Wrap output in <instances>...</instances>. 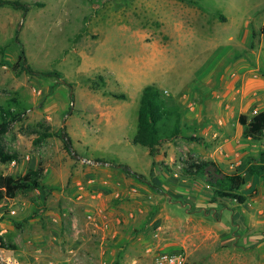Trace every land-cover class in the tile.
Here are the masks:
<instances>
[{
	"label": "rangeland",
	"instance_id": "1",
	"mask_svg": "<svg viewBox=\"0 0 264 264\" xmlns=\"http://www.w3.org/2000/svg\"><path fill=\"white\" fill-rule=\"evenodd\" d=\"M20 54L24 61L16 68ZM147 86L160 91L168 112L157 160L132 143ZM260 87L264 0H0V113L21 115L0 138V149L16 157L0 155V174L22 175L40 162L46 168L45 189L0 203V233L9 245L0 250V264H95L87 249H68L97 230L99 217L86 213L91 195L77 199L75 173L87 165L77 156L105 160L139 188L134 205L129 198L112 203L121 211L134 207V218L118 224L109 219L112 206L105 209L109 224L99 233L109 240L96 242V264H136L133 258L155 264L158 254L180 251L186 264H216L215 253L241 249L235 243L247 226L258 255L264 177L244 175L249 202H219L217 218L220 209H232L220 219L204 207L199 215L206 214L212 229L200 241L187 238L181 223L185 210L199 207L177 201V194L211 199L202 180L181 176L183 161H219L228 174L243 175L259 159L264 135L244 136L239 118L264 112ZM87 215L90 224L81 220ZM116 231L128 260L102 254ZM173 238L178 246H158ZM151 244L173 250L146 255Z\"/></svg>",
	"mask_w": 264,
	"mask_h": 264
},
{
	"label": "trees",
	"instance_id": "2",
	"mask_svg": "<svg viewBox=\"0 0 264 264\" xmlns=\"http://www.w3.org/2000/svg\"><path fill=\"white\" fill-rule=\"evenodd\" d=\"M23 61V54H20L14 67L21 66ZM163 106L160 91L154 86L145 87L138 112V129L132 143L148 148L152 157L159 153L164 140L160 134V123L167 117L168 112ZM20 116L18 112L11 109H2L0 113V138L10 131L13 123L21 119ZM239 122L244 128V136L258 140L264 135V112H259L251 118L241 115ZM178 134L179 129L176 127L172 135L176 137ZM49 136L51 135L43 133L42 138ZM0 155L5 160L16 158L7 156L4 149H0ZM97 161L106 162L101 159H97ZM179 166H181L180 173L183 178L192 181L202 180L208 186L211 193L210 204L232 201L241 207L249 201L250 197L242 192V188L246 185L244 175L228 174L219 163L209 160L193 159L183 161ZM45 172L46 168L43 162H40L37 167L29 168L22 175L0 174V203L15 199L19 195H27L35 190L45 189L43 183ZM248 174L264 177V151L261 152L258 160L250 161ZM8 246L4 236L0 233V250L6 249Z\"/></svg>",
	"mask_w": 264,
	"mask_h": 264
},
{
	"label": "crops",
	"instance_id": "3",
	"mask_svg": "<svg viewBox=\"0 0 264 264\" xmlns=\"http://www.w3.org/2000/svg\"><path fill=\"white\" fill-rule=\"evenodd\" d=\"M248 71V70H246ZM264 88V87H260ZM159 153L154 157L156 160L159 158ZM90 161H97L96 159H89ZM220 164V166L226 171V169L222 166V164L219 161H214ZM81 163L87 164L84 166H81V168L78 169V171L75 173L74 179L76 180L75 185H76V193L77 195H80L77 197V199H81L84 197H88V195H91L93 199H89V207H86V213H98L99 212V217L95 218L94 224L97 226V230L94 231V233H88L84 239L82 238H76L78 242L76 244L69 245L68 249H87L86 252L90 254L89 259L91 262H94L95 264L97 263V254L100 253V251L95 250L97 244H103V242L108 241L109 239H105L107 235H104L100 237L101 230L106 227V225L109 224V221L106 219H111L113 220L112 222H118V224L122 223V220L125 221L126 219H129V217L134 218L137 212L133 211L134 207L129 208V206H123V211L119 210L116 206H113L112 203L120 202L121 199L124 198H129L132 200V203L136 202L135 199L139 195V191L136 187H134V184L132 182H128L129 178L124 177L122 175L121 169H116L114 170V166L111 165H104V164H94V163H85V161L81 160ZM227 172V171H226ZM246 176H249L248 172ZM243 173V174H244ZM190 180V179H187ZM118 181H121L118 183ZM118 185V186H117ZM128 186V188H126ZM79 190V191H78ZM179 196V199L177 201H182L188 206L196 205L199 207V209L192 211L191 213L188 210H185V218L181 219V223H185V230L186 232H190V234L187 236V238L190 239H196L198 241L202 240L205 236V234L209 233L208 229L210 228V221L207 219L208 217L206 214H203V217H200V212L201 210L204 209V207H209L211 208V216H213L216 220L220 219L221 213L228 210H231L230 208L226 209H220V216L218 215V218L215 216V213L219 214V207L218 203H213L210 204L208 201L206 202L203 198H199L198 195L194 196L192 195V199L189 198L191 195V192L188 190H182L177 194ZM189 200V201H188ZM79 202V201H76ZM249 202V201H248ZM247 202V203H248ZM193 204V205H192ZM88 205V206H89ZM112 206V209L109 210L107 213L109 215L106 216L105 214V209H108L109 207ZM102 214H101V212ZM204 211V210H203ZM129 212V215L127 214ZM209 215V214H208ZM85 217H82L81 220L88 221L87 224L92 223L89 221L88 218H91L90 215L86 216V219H83ZM93 219V218H92ZM157 220L154 221V225H156ZM180 223V224H181ZM93 228H95L93 226ZM218 230H222L217 227ZM248 229V226L243 228V237L242 235H238L239 241L236 242L235 244L237 245L236 247H240L241 249H229V251L225 252H219L218 254H214V259L217 262L216 264H264V249L260 250V253L255 254L252 251V241H250L252 236H247L246 230ZM212 231V230H210ZM241 231V230H240ZM100 232V233H99ZM98 233V234H97ZM264 234V232H263ZM226 236V235H225ZM111 241H113L112 245L109 247L104 248L102 247V254L107 255V254H115L117 257H120V260L123 261L124 259L128 260L130 258V253L127 251H124V248L121 247L118 243L120 239V233L118 231L114 232V234L111 237ZM242 239V240H241ZM103 242H100L102 241ZM167 240V239H166ZM69 243H71V238L68 239ZM154 241V240H153ZM152 241V242H153ZM162 241V239H161ZM164 243L161 244V242L158 244V246L164 245V248H169L173 244V246H178V244L174 243V238L172 241H165L163 240ZM179 241V240H178ZM186 240H180L179 243L181 244H186ZM155 243V242H154ZM153 243V244H154ZM238 243H241L240 246H238ZM108 244V243H106ZM113 246V247H112ZM150 245L149 249L145 251L146 255L151 254L157 250H173V249H152ZM94 249V250H92ZM116 249V250H112ZM119 249V250H117ZM125 252V253H124ZM227 252V253H226ZM141 254L144 255V252ZM223 254V255H222ZM227 255V256H226ZM87 256V255H86ZM122 257V258H121ZM224 258H227L224 259ZM223 259L224 261H227L226 263L220 262V260ZM130 260V259H129ZM140 258H133L132 261L136 262V264L139 263ZM93 264V263H91Z\"/></svg>",
	"mask_w": 264,
	"mask_h": 264
},
{
	"label": "built area",
	"instance_id": "4",
	"mask_svg": "<svg viewBox=\"0 0 264 264\" xmlns=\"http://www.w3.org/2000/svg\"><path fill=\"white\" fill-rule=\"evenodd\" d=\"M15 164L16 162H13V165ZM243 175L246 176L247 173ZM155 264H186V254L183 251L174 253L162 252L156 256Z\"/></svg>",
	"mask_w": 264,
	"mask_h": 264
},
{
	"label": "water",
	"instance_id": "5",
	"mask_svg": "<svg viewBox=\"0 0 264 264\" xmlns=\"http://www.w3.org/2000/svg\"><path fill=\"white\" fill-rule=\"evenodd\" d=\"M69 141V140H68ZM78 158H80L81 160L87 162V163H94V164H104V165H111L110 163L107 162H99V161H90L88 159H85L83 157L77 156Z\"/></svg>",
	"mask_w": 264,
	"mask_h": 264
}]
</instances>
